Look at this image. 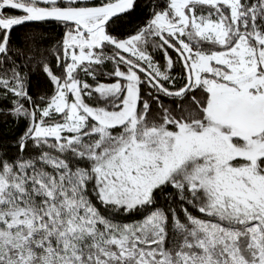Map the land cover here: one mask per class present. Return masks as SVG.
Listing matches in <instances>:
<instances>
[{"label": "snow or ice", "instance_id": "obj_1", "mask_svg": "<svg viewBox=\"0 0 264 264\" xmlns=\"http://www.w3.org/2000/svg\"><path fill=\"white\" fill-rule=\"evenodd\" d=\"M0 264H264V0H0Z\"/></svg>", "mask_w": 264, "mask_h": 264}]
</instances>
